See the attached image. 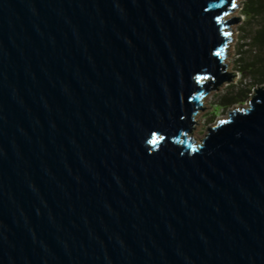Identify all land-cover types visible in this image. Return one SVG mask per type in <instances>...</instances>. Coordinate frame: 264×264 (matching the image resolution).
Here are the masks:
<instances>
[{
	"label": "water",
	"instance_id": "1",
	"mask_svg": "<svg viewBox=\"0 0 264 264\" xmlns=\"http://www.w3.org/2000/svg\"><path fill=\"white\" fill-rule=\"evenodd\" d=\"M237 0H0V264H264V85Z\"/></svg>",
	"mask_w": 264,
	"mask_h": 264
},
{
	"label": "trees",
	"instance_id": "2",
	"mask_svg": "<svg viewBox=\"0 0 264 264\" xmlns=\"http://www.w3.org/2000/svg\"><path fill=\"white\" fill-rule=\"evenodd\" d=\"M242 11L246 16L242 36L249 40L245 45H251L254 50L239 49L238 70L242 78L239 83L228 85L224 92L216 96L217 107L223 110L247 102L253 88L264 85V0H245ZM213 119L214 115L210 120Z\"/></svg>",
	"mask_w": 264,
	"mask_h": 264
},
{
	"label": "rangeland",
	"instance_id": "3",
	"mask_svg": "<svg viewBox=\"0 0 264 264\" xmlns=\"http://www.w3.org/2000/svg\"><path fill=\"white\" fill-rule=\"evenodd\" d=\"M245 0H237V7L236 9L227 15L225 19H230L233 17H240L241 21L232 24L229 29H231L233 32L229 34V37H232L233 40L229 41L228 47H227V57L225 58V63L228 65V71L234 72L236 75L232 81H227L223 85L219 87V89H211L208 93H206L202 99L203 108H206L205 110L200 109L197 116H196V123L194 125L193 130V139L197 142H202L203 139L208 135L209 133V127L214 126L217 124L218 121L226 119L229 116V112L234 111L236 108L241 107L243 104H235L231 107H229L227 110H223L222 108L217 107V100L216 96L219 93H222L226 90L228 85L234 83H239L240 79L242 78V73L238 70V57L240 56L239 49L242 47L246 49L254 50L251 45H245V42H248L249 40L247 38H243L242 36V26L244 25V22L246 20V16L243 14V3ZM252 51L249 52L251 54ZM258 88L254 87L253 92L251 95L254 96L255 90ZM249 98V100L251 99ZM248 100V101H249ZM247 101V102H248ZM216 113V114H215ZM214 115V119L210 120V118Z\"/></svg>",
	"mask_w": 264,
	"mask_h": 264
},
{
	"label": "flooded vegetation",
	"instance_id": "4",
	"mask_svg": "<svg viewBox=\"0 0 264 264\" xmlns=\"http://www.w3.org/2000/svg\"><path fill=\"white\" fill-rule=\"evenodd\" d=\"M193 130H194V129H193ZM192 133H193V131H192ZM192 133H191V134H192ZM191 136H193V135H191ZM193 138H194V137H193Z\"/></svg>",
	"mask_w": 264,
	"mask_h": 264
}]
</instances>
